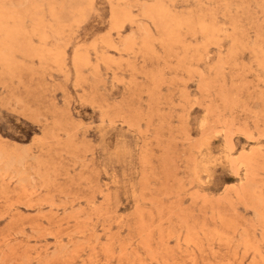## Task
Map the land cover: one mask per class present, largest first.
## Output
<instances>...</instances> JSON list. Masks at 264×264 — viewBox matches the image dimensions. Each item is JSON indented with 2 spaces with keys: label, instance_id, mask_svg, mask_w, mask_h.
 Returning <instances> with one entry per match:
<instances>
[{
  "label": "rangeland",
  "instance_id": "obj_1",
  "mask_svg": "<svg viewBox=\"0 0 264 264\" xmlns=\"http://www.w3.org/2000/svg\"><path fill=\"white\" fill-rule=\"evenodd\" d=\"M0 264H264V0H0Z\"/></svg>",
  "mask_w": 264,
  "mask_h": 264
}]
</instances>
